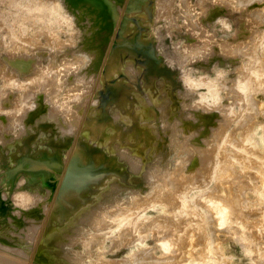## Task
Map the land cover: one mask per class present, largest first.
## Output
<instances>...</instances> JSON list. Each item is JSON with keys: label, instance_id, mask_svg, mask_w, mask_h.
Returning <instances> with one entry per match:
<instances>
[{"label": "rangeland", "instance_id": "obj_1", "mask_svg": "<svg viewBox=\"0 0 264 264\" xmlns=\"http://www.w3.org/2000/svg\"><path fill=\"white\" fill-rule=\"evenodd\" d=\"M0 194V264H264V0H0Z\"/></svg>", "mask_w": 264, "mask_h": 264}, {"label": "bare ground", "instance_id": "obj_2", "mask_svg": "<svg viewBox=\"0 0 264 264\" xmlns=\"http://www.w3.org/2000/svg\"><path fill=\"white\" fill-rule=\"evenodd\" d=\"M17 1H18V0H17ZM19 1H20V0H19ZM15 2H16V1H15ZM15 2L13 3V6H14ZM31 2H32V1H31ZM17 3H18V2H17ZM29 4H30V3H29ZM231 4H232V3H231ZM18 5L20 6V5H22V4H18ZM21 7H22V6H21ZM27 7H28V5H27ZM9 8H10V7H9ZM9 8H8V9H9ZM11 8H13V10H14L15 8L18 9L19 7H15V8H14V7H11ZM22 8H23V7H22ZM29 8H30V7H29ZM23 10H24V9H23ZM16 11H17V13H18V10H16ZM41 11H42V10H41ZM10 12H11V10H10ZM26 12H28V11H26ZM31 12H32V10H31ZM42 12H43V11H42ZM21 13H22V12H21ZM28 13H29V12H28ZM28 13H27V14H28ZM50 13H51V12H50ZM11 14H12V13H11ZM13 14H14V13H13ZM18 14H19V13H18ZM6 15H7V14H6ZM16 15H17V14H16ZM8 16H9V15H8ZM21 16H22V14H21ZM14 17H15V16H14ZM65 17H66V16H65ZM17 19H18V18H17ZM67 19H68V18H67ZM18 20H19V19H18ZM59 20H60V19H59ZM8 21H10V20H8ZM64 21H65V20H64ZM26 22H27V21H26ZM61 22H62V21H61ZM12 23H13V21H12ZM22 24H23V23H22ZM23 25H24V24H23ZM62 25H63V24H62ZM13 27H14V26H13ZM22 27H23V26H22ZM64 27H65V26H64ZM122 45H123V44H122ZM122 45H121V46H122ZM118 58H119V57H118ZM113 61H114V60H113ZM15 68H16V67H15ZM20 69H21V68H20ZM20 69L17 68V70H19V71H20ZM14 76H15V75H14ZM12 80H13V79H12ZM16 80H17V79H16ZM16 83H17V81H16ZM22 83H23V82H22ZM14 85H15V83H14ZM16 85H17V84H16ZM24 86H25V85H24ZM170 89H171V88H170ZM168 93H169V92H168ZM170 93H171V92H170ZM6 98H7V97H6ZM173 100H174V99H173ZM175 101H176V100H175ZM175 101H174V102H175ZM172 104H173V103H172ZM173 106H175V104H174ZM120 109H121V108H120ZM13 110H14V109H13ZM157 110H158V109H157ZM116 112H118V111H116ZM13 114H14V113H13ZM14 116H15V115H14ZM16 116H17V115H16ZM118 117H119V116H118ZM118 117H117V118H118ZM11 118H13V117H11ZM17 118H18V117H17ZM17 118H15V119L17 120ZM117 118H116V119H117ZM13 119H14V118H13ZM9 120H10V119H9ZM19 120H20V118H19ZM17 121H18V120H17ZM13 122H14V121H13ZM15 122H16V121H15ZM15 122H14V123H15ZM7 123H8V122H7ZM10 123L13 124L12 121H10ZM8 125L10 126V124H8ZM17 125H18V124H17ZM6 126H7V125H6ZM9 126H8V127H9ZM12 126H13V125H12ZM92 128H93V129H92V133L95 134V135H96V134H99L100 131H105V136H108V137H109V136H112V134H114V133H113V128H112V127H109V124H107V123H106V124H105V123H104V124H102V123L100 124V123L98 122V124H97V123L94 124V126H93ZM106 131H107V132H106ZM149 133H150V132H149ZM171 133H173V131H172ZM100 134H101V133H100ZM146 134H147V133H146ZM174 135H175V134H174ZM174 135H173V136H174ZM182 136H183V135H182ZM184 137H185V136H184ZM184 137H183V139H187V137H186V138H184ZM170 138H171V137H170ZM109 139H110V138H109ZM107 140H108V139H107ZM181 141H182V140H181ZM185 141H186V140H183V142H180V140H179V145H180L182 148H184L185 150L188 149V151H189V150L192 151V150L190 149L191 146L189 147V146H188V142H185ZM172 142H173V141H171L170 143L172 144ZM173 143H174V142H173ZM176 143H177V144H172V145H174V146H179V145H178V142H176ZM140 147H141V146H140ZM192 148H193V147H192ZM185 150H184V151H185ZM201 152H202V151H201ZM201 152H200V153H201ZM205 152H206V151H205ZM205 152H203L202 154H206V153H207V152H206V153H205ZM187 153H188V152H187ZM202 154H200V155L202 156ZM206 155H208V154H206ZM206 155H205V157H206ZM200 158H201V160H202V161H201L202 164L204 165V164L206 163L205 161H206L207 159L204 158V156H203V157H200ZM165 170H166V169H164V171H165ZM167 170L169 171V169H167ZM167 170H166V171H167ZM168 171H167V174H166L167 177L165 178L166 180H164L165 182L163 181V183H166L168 186H170L172 182H173V184H174V182H175L174 180H176V182H177V179H176V178H177V177H176V176H177V173H176V170H174V169L172 170V169H171L172 172L169 171V173H170V175H172V176L169 178V177H168V176H169ZM163 174H164V177H165V173H163ZM168 178H169V179H168ZM238 178H239V177H238ZM191 179H192V178H191ZM234 179H235V178H234ZM239 179H240V178H239ZM185 180H186V179H185ZM189 180H190V178H189ZM240 180H241V179H240ZM180 181H181V180H180ZM176 182H175V184H176ZM182 182H183V181H182ZM177 183H178V182H177ZM187 183H188V182H187ZM239 183H240V182H239ZM241 183H242V182H241ZM244 183H245V182H244ZM169 184H170V185H169ZM173 184H172V185H173ZM175 184H174V185H175ZM184 184H185V183H184ZM236 184H237V183H236ZM163 185H164V184H163ZM178 185H179V184H178ZM178 185H177V186H178ZM180 185H181V182H180ZM158 186H159V185H158ZM161 186H162V185H161ZM181 186H182V185H181ZM187 186H188V185H187ZM236 186H237V185H236ZM236 186H235L234 188H236ZM182 187H183V186H182ZM170 188H171V187H170ZM173 188H174V187H173ZM180 189H181V188H180ZM175 190H176V189H175ZM171 191H172V190H171ZM166 192H167V191H166ZM168 192H169V191H168ZM172 192H173V191H172ZM173 193H174V192H173ZM150 194H151V193H150ZM152 194H153V193H152ZM176 194H177V193H176ZM153 195H154V194H153ZM153 195H152L151 197H153ZM163 195H165V194L163 193ZM166 195H167V194H166ZM169 195H170V193H169ZM170 196H171V195H170ZM149 197H150V196H149ZM161 197H162V196H161ZM163 197H164V196H163ZM175 197H176V196H175ZM166 198H168V195H167ZM170 198H171V197H170ZM170 198H169V200H170ZM172 198H173V197H172ZM172 198H171V199H172ZM177 199H178V198H177ZM161 200H162V199H161ZM169 200H168V202H169ZM133 201H134V200H133ZM139 201H140V200H139ZM166 201H167V200H166ZM166 201H165V202H166ZM171 201H172V200H171ZM174 201H175V200H174ZM135 202H136V200H135ZM137 202H138V201H137ZM137 202H136V203H137ZM142 202H143V200H142ZM163 202H164V201H163ZM175 202H176V201H175ZM166 203H167V202H166ZM170 203H171V202H170ZM137 204H138V203H137ZM162 204H163V203H162ZM172 204H173V203H172ZM141 205H142V204H141ZM164 205H166V204H164ZM134 206H135V205H134ZM168 206H170V205H168ZM171 206H172V205H171ZM171 206H170V207H171ZM173 206H174V204H173ZM177 206H178V205H177ZM179 206H180V205H179ZM131 207H132V206H131ZM180 207H181V206H180ZM139 208H140V207H139ZM167 208H168V207H167ZM171 208H172V207H171ZM125 209H126V208H125ZM131 209H132V208H131ZM134 209H135V208H134ZM173 209H174V208H173ZM173 209H172V210H173ZM175 209H176V208H175ZM177 209H178V208H177ZM180 209H181V208H180ZM169 210H170V209H169ZM169 210H168V212H169ZM181 210H183V209H181ZM130 211H131V210H130ZM166 211H167V210H166ZM131 212H132V211H131ZM174 212H175V211H174ZM235 212H236V210H235ZM118 213H119V212H118ZM109 214H111V213H109ZM167 214H168V213H167ZM233 214H234V213H233ZM170 215H172V214H170ZM234 215H235V214H234ZM172 216H173V215H172ZM174 216H175V215H174ZM181 217H182V216H181ZM133 218H134V217H133ZM170 218H171V217H170ZM172 219H173V217H172ZM149 221H150V220H149ZM177 222H178V220H177ZM180 222H182V221H180ZM185 222H186V221H185ZM185 222H184V224H185ZM142 223H143V222H142ZM148 223L150 224V222H148ZM148 223H147V224H148ZM151 223H152V222H151ZM178 223H179V222H178ZM147 224H146V225H147ZM137 225H138V224H137ZM150 225H151V224H150ZM138 226H140V225H138ZM155 226H156V225H155ZM176 226H177V225H176ZM176 226H175V227H176ZM140 227H142V226H140ZM145 227H146V226H145ZM147 227H148V226H147ZM156 227H157V226H156ZM181 227H182V226H181ZM158 228H159V227H158ZM241 234H242V233H241ZM239 235H240V234H239ZM198 236H199V235H198ZM176 237H178V236H176ZM237 237H238V235H237ZM240 237H241V236H240ZM197 238H198V237H197ZM241 239H242V238H241ZM179 241H181V240H179ZM179 243H180V242H179ZM248 243H249V242H248ZM15 253H16V252H15ZM149 253H150V252H148V254H149ZM18 254H19V253H18ZM78 254H79V253H78ZM214 254H215V253H214ZM216 254H217V253H216ZM11 255H14V254H11ZM76 255H77V254H76ZM1 256H2V255H1ZM8 256H9V255H8ZM18 256H19V255H18ZM145 256H147V255H145ZM214 256H215V255H214ZM10 257H11V256H10ZM10 257H9V258H10ZM77 257H78V256H77ZM6 258H7V257H6ZM9 258H8V259H9ZM18 258H19V257H18ZM8 259H7V260H8ZM13 259H16V257H13ZM20 259H23V258H20ZM78 259H79V258H78ZM78 259L76 260V256H75V261H78ZM17 260H19V259H17ZM80 260H82V259H80ZM10 261H11V258H10ZM14 261H15V260H14ZM14 261H13V263H14ZM7 262H8V261H7ZM83 262H84V261H83ZM83 262H81V263H83ZM18 264H19V263H18ZM21 264H22V263H21ZM79 264H80V263H79Z\"/></svg>", "mask_w": 264, "mask_h": 264}, {"label": "clouds", "instance_id": "obj_3", "mask_svg": "<svg viewBox=\"0 0 264 264\" xmlns=\"http://www.w3.org/2000/svg\"><path fill=\"white\" fill-rule=\"evenodd\" d=\"M36 106H33L29 110V114L31 111H35ZM27 119V117H25ZM28 183V178L21 176L18 178L17 191L12 193L11 203L13 208L20 209L22 211H30L33 207H36V194L25 188L24 185ZM0 198L7 199L6 194H0Z\"/></svg>", "mask_w": 264, "mask_h": 264}]
</instances>
